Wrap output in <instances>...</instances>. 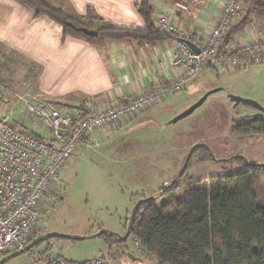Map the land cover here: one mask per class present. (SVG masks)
I'll use <instances>...</instances> for the list:
<instances>
[{"label": "rangeland", "instance_id": "rangeland-1", "mask_svg": "<svg viewBox=\"0 0 264 264\" xmlns=\"http://www.w3.org/2000/svg\"><path fill=\"white\" fill-rule=\"evenodd\" d=\"M261 10L264 15V6ZM2 51L7 53L5 49ZM7 57L11 60L0 69V84L4 86L0 89V108L6 109L2 111L4 117L16 127L50 140L49 131L25 106L26 100L40 96L36 91L37 67L15 55ZM216 88L220 90L209 95L192 114L172 122ZM230 96L251 99L264 106V64L240 69L205 67L197 80L184 90L146 109L149 110H145L146 114L123 121L126 125L113 130L107 139L106 132V140L98 149L78 148L50 191L44 194L39 219L30 231L26 247L47 233L78 238L106 230L123 236L134 205L143 198L156 197L163 187L176 181L187 154L196 144L205 145L207 150H197L183 179L192 178L193 184L199 183L208 189L211 177L235 172L241 167L236 161L227 162L231 157H239L245 164L264 165V135L237 136L231 131L242 119H264V113L244 105L234 107ZM41 99L44 104L60 109L54 102ZM84 102H79V106ZM202 152L208 153L212 160L200 161ZM253 190L258 198H264V174H259ZM156 199L155 204L160 207L163 200ZM134 241L130 236L119 245L109 247L99 237L82 241L52 238L4 264L57 259L81 262L99 255L109 264H157L146 253L137 258ZM47 245L52 249L42 254Z\"/></svg>", "mask_w": 264, "mask_h": 264}, {"label": "built area", "instance_id": "built-area-1", "mask_svg": "<svg viewBox=\"0 0 264 264\" xmlns=\"http://www.w3.org/2000/svg\"><path fill=\"white\" fill-rule=\"evenodd\" d=\"M245 17L242 0H223L216 22L206 34H199L179 29L174 24V15L162 11L153 18V23L158 31L176 37L175 47L166 56L171 66L182 69L183 74L131 100L107 103L104 98H96L69 110L54 109L39 96H32L25 101L26 110L49 131L48 141L14 126L0 112V254L14 248L25 250L30 231L39 219L44 194L50 191L78 148L101 146L106 127L116 130L123 121L184 90L205 67L240 69L264 64V37L250 33L245 39L241 35L243 30L232 34ZM0 89L4 86L0 85ZM134 242L137 252L144 254L141 243ZM32 261L109 264L101 255L81 262Z\"/></svg>", "mask_w": 264, "mask_h": 264}, {"label": "trees", "instance_id": "trees-1", "mask_svg": "<svg viewBox=\"0 0 264 264\" xmlns=\"http://www.w3.org/2000/svg\"><path fill=\"white\" fill-rule=\"evenodd\" d=\"M22 1L34 10L35 16L46 15L61 25L64 38L82 40L92 47H103L110 40L156 42L174 36L155 28L151 0H140L135 5L145 22L142 29L113 27L90 7L84 15H78L52 8L41 0ZM246 25L247 15L232 34L241 32ZM1 49L4 47L0 46V69L11 60L7 56L14 55L8 50V54L1 53ZM38 74L37 68L35 76ZM231 131L237 136L264 135V119L247 117L235 123ZM199 149L207 150L205 145L196 144L186 169ZM203 155L198 158L200 161L212 160L208 153ZM234 161L241 167L235 172L211 177L209 189L199 183L193 184L192 178L183 179L185 169L174 184L163 187L162 194L156 195L163 200L160 207L155 204L158 199L142 201L136 206L129 237L139 241L145 253L159 264H264V198H258L253 190L259 174H264V165L245 164L239 157L227 160L229 163ZM98 237L109 247L121 243L108 231ZM52 238L62 239L52 235L45 241ZM45 241L29 250L38 248ZM51 249L47 245L42 254ZM19 251L14 248L2 253L0 260Z\"/></svg>", "mask_w": 264, "mask_h": 264}, {"label": "crops", "instance_id": "crops-1", "mask_svg": "<svg viewBox=\"0 0 264 264\" xmlns=\"http://www.w3.org/2000/svg\"><path fill=\"white\" fill-rule=\"evenodd\" d=\"M41 1L65 13L78 15H84L90 7L113 27H145L135 9L140 0ZM222 1L151 0L150 3L153 18L162 11H169L179 29L206 34L217 20ZM261 6H264V0L244 2L247 25L241 32L243 38L248 39L250 33L264 37ZM34 14L22 0H0V46L39 69L36 91L60 109L79 107V102L85 101V104L96 98H104L107 103L131 100L177 79L184 72L173 68L166 56L175 47V36L156 42L110 40L97 48L82 40L64 38L61 25L46 15ZM4 110L0 108V112ZM108 129L106 127L104 132H107L106 139L115 131ZM136 254L137 258H142L138 252Z\"/></svg>", "mask_w": 264, "mask_h": 264}, {"label": "water", "instance_id": "water-1", "mask_svg": "<svg viewBox=\"0 0 264 264\" xmlns=\"http://www.w3.org/2000/svg\"><path fill=\"white\" fill-rule=\"evenodd\" d=\"M87 35H96V33H93V34H88ZM188 46L195 52V53H198L197 49L190 43V42H187ZM220 89L216 88V89H213L209 92H207L201 99H199L196 103H194L193 105H191L188 109H186L185 111H183L182 113H180L177 117H175L172 122L176 123L184 118H186L187 116H189L190 114H192L194 112V110L196 108H198L199 106L202 105V103L204 102V100L211 94H214L216 92H218ZM230 99V102L233 103V106L236 107L238 106L239 104H242V105H245V106H248V107H251L253 108L254 110H257L261 113H264V106L260 105L259 103H257L256 101L254 100H251V99H247V98H242V97H239V96H230L229 97ZM195 148V145L191 147L189 153L187 154V157L181 167V170H180V173L178 174V177H181L182 174L184 173V170L186 169V166L189 162V159H190V156H191V153L192 151L194 150ZM172 184H174V181L171 182L167 187H170ZM166 187V188H167ZM162 194V192L160 193ZM156 197H149V198H143L141 199L140 201H138L131 213H130V217H129V220H128V224H127V227H126V231L124 233L123 236H119V235H115L119 241H125L128 237H129V233H130V228L132 226V221H133V218H134V212H135V209H136V206L138 204H140L142 201H152V200H155ZM107 232L106 230H101V231H98L97 233H94L92 236H88V237H78V238H73L71 236H67V235H60V234H57V233H48V234H45L44 236L40 237L39 239H37L35 242L31 243L28 247L25 248V250H20L19 252H15V253H12L8 256H6L5 258H3L2 260H0V264H4L7 260L11 259V258H14L15 256H17L19 253H22V252H27L29 249H31L33 246H35L36 244H39L41 242H43L45 239H47L48 237L54 235V236H58L59 238H62V239H67V240H74V241H82V240H86L88 238H94V237H98L100 236L101 234Z\"/></svg>", "mask_w": 264, "mask_h": 264}, {"label": "bare ground", "instance_id": "bare-ground-1", "mask_svg": "<svg viewBox=\"0 0 264 264\" xmlns=\"http://www.w3.org/2000/svg\"><path fill=\"white\" fill-rule=\"evenodd\" d=\"M76 152H77V151H76ZM47 234H48V233H47ZM42 236H44V235H42ZM42 236H41V237H42ZM39 238H40V237H39ZM39 238H37V239H39ZM48 238H49V237H48ZM37 239H36V240H37ZM36 240H35V241H36ZM45 240H46V239H45ZM45 240H44V241H45ZM11 254H12V253H11ZM138 254H139V253H138ZM139 255H141V254H139ZM142 255H143V254H142Z\"/></svg>", "mask_w": 264, "mask_h": 264}, {"label": "flooded vegetation", "instance_id": "flooded-vegetation-1", "mask_svg": "<svg viewBox=\"0 0 264 264\" xmlns=\"http://www.w3.org/2000/svg\"><path fill=\"white\" fill-rule=\"evenodd\" d=\"M232 104H233V103H232ZM239 105H242V104H239ZM239 105H238V106H239ZM238 106H236V107H238ZM244 106H245V105H244ZM246 107H248V106H246ZM248 108H251V107H248ZM251 109H253V108H251ZM256 111H257V110H256ZM258 112H259V111H258Z\"/></svg>", "mask_w": 264, "mask_h": 264}]
</instances>
